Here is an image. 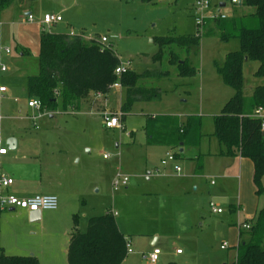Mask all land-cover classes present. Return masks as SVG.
<instances>
[{"label": "rangeland", "instance_id": "1", "mask_svg": "<svg viewBox=\"0 0 264 264\" xmlns=\"http://www.w3.org/2000/svg\"><path fill=\"white\" fill-rule=\"evenodd\" d=\"M195 2L13 0L11 6L0 13V65L10 68L0 74V84L8 83L11 88L15 87L7 97H0V115L5 117L1 122L0 135L7 142L18 131L25 142L24 149H10L11 157L24 151L20 159L0 161V175H13L16 184L11 187L20 186L25 191L35 188L27 182L28 176L35 181L42 177L48 191L57 190L60 198L58 209L46 210L52 215L51 221L49 219L43 224L31 221L30 212L26 209H1L0 204V253L44 256L47 259L48 254L54 260L50 264H68L67 250L76 217L80 230L85 232L91 217L113 210L117 212L115 218L119 229L133 248L122 264H152L143 258L142 253L151 251L155 246L153 242L158 238L156 245L161 248L162 254L155 264H229L235 260L236 226L232 227L228 208L224 207L223 214L206 208L208 220L211 219L212 223L224 222L218 231L212 226L207 230V226L201 228L193 224L194 234L200 230L198 233L202 239H198L200 241L195 247L187 239L175 237V231L168 229L166 209L161 206L163 212H156L160 205L151 196L143 194L145 189L149 190L155 184L148 173H154L157 167L163 173L165 168L177 164L169 162L166 166L162 165L166 157L165 147L138 145V142L145 141L146 118L149 115H171L177 123L185 125L190 120L191 125L184 135L183 155L192 156L194 142L198 139L195 134L202 132L204 138H211L208 133L214 131L213 115L219 113L222 103L233 95V90L223 83L218 74L216 63L223 64L229 51L240 49V40L232 38L223 42L219 37L207 34L205 31L210 32L211 28L207 29L208 23L204 27L196 23ZM230 4L228 2L221 12H231ZM28 12L33 14L36 22L28 20ZM45 13H58L63 17V21L47 28V32L67 33L73 30L83 32L88 38L107 36L118 56L123 61H132L131 71L155 72L148 79L152 88L160 89L161 98L136 102L125 114L121 108L126 101V89L112 88L108 93L109 104H95L93 113L55 111L53 117L46 115L40 118L38 128L33 126L31 119L30 122H21L13 118L20 102L28 103L31 99L25 91V82L27 76L39 67V35L43 32L39 21ZM193 34H201V43L189 53L176 45L161 46L162 37ZM24 46L27 50L25 54ZM7 47L11 50L10 54L3 51ZM172 52L181 61L188 59L190 65L197 68V74L180 76L178 66L171 62ZM258 63L247 61L244 64L245 95L251 94L257 81H264L254 75ZM160 72L167 74L159 76ZM104 112L122 113L123 127L106 128ZM34 114L33 110L30 116ZM193 119L197 120L194 122ZM182 147L170 146L168 149L182 155ZM37 149L40 150L39 155L34 152ZM147 150H151L148 160L144 159ZM105 154L109 157L105 158ZM26 163L29 166H21ZM138 163H143L139 169ZM119 168L130 175V184L128 189L114 191L112 181ZM204 183L210 185L207 180ZM1 193L4 194L3 189ZM172 228L179 230L178 226ZM141 233L151 234L139 235ZM175 243L183 254L172 251ZM224 243L227 247L221 249Z\"/></svg>", "mask_w": 264, "mask_h": 264}, {"label": "trees", "instance_id": "2", "mask_svg": "<svg viewBox=\"0 0 264 264\" xmlns=\"http://www.w3.org/2000/svg\"><path fill=\"white\" fill-rule=\"evenodd\" d=\"M12 3L13 0H0V13ZM235 7V11L242 8L250 11L225 19H210L207 24V29L211 27L210 32L205 31L223 42L232 38L240 40V49L229 51L223 64L216 63L218 74L234 94L214 118V136L224 148L221 155L239 154L253 161V179L260 196L264 194V130L262 119L254 114L258 108L264 109V83L257 85L251 96H246L243 68L246 59L258 61L255 75L264 79V0H241ZM201 38V34L165 36L161 39V46L176 45L189 53L200 46ZM171 62L178 66L182 77H192L198 72L188 59L181 61L173 52ZM119 63L120 58L112 46L102 48L97 41L86 40L81 35L43 31L38 71L27 77L28 97L39 98L50 112L79 111L86 103L106 100L111 86L120 82L126 89V101L121 108L125 114L138 101L161 98L159 88H147L141 84V80L152 77L155 72L140 74L130 71L118 77L115 68ZM165 74L160 72L159 76ZM190 125V120L185 125L177 123L172 116H148L146 141L148 144L180 146ZM175 154L179 156L178 152ZM250 222L251 229L241 232V239L235 246L237 258L232 264H264V207ZM127 246L128 240L111 211L91 217L85 232L80 230L76 217L67 261L68 264H122L128 257ZM0 264H40V260L34 255L13 256L1 252Z\"/></svg>", "mask_w": 264, "mask_h": 264}, {"label": "crops", "instance_id": "3", "mask_svg": "<svg viewBox=\"0 0 264 264\" xmlns=\"http://www.w3.org/2000/svg\"><path fill=\"white\" fill-rule=\"evenodd\" d=\"M26 1H29V0H26ZM230 5H231V12L227 13L228 16H232L233 14L241 15V14H244L250 11L248 8L237 9V11H235V8H236L235 4H230ZM226 7H227L226 4L224 6L221 5V9L222 8L225 9ZM28 14L30 13L28 12ZM34 22H36V19ZM39 23H41V20L39 21ZM69 33L70 31L67 32V34ZM76 33L80 34L82 32H76ZM23 48H24L23 54H25L27 50L25 49V46ZM5 49H3V51H5ZM116 54L118 55V53ZM1 56L2 54L0 51V58ZM247 61L249 60L246 59L245 63ZM258 66H259V63L255 67L254 75L258 69ZM9 69L10 68L8 67V71ZM138 73L141 74V72H138ZM244 78L246 82V77ZM149 82H151V80H149L148 78L141 80V84L143 86L147 88H152ZM263 83L264 81L263 82L257 81L256 85H253L251 94L246 95V96H251L255 87ZM0 85H4L8 87L7 92H0V97L2 98L7 97V95L11 93L12 88L13 89L15 88L14 85L11 88V85L8 83H1ZM26 85H27V79L25 82V87ZM16 87H17V83H16ZM244 90H245V85H244ZM25 91L27 93V89ZM232 92L234 94V90ZM27 96H28V93H27ZM229 99H227L224 103H222L220 112L213 115V119L215 118L216 115H219L221 113L224 104ZM105 102L109 104L108 97L106 98V100H98L97 103H95L94 101H92V103L90 104L86 103L82 105L79 112L80 114L93 113L92 107H95V104L101 103L102 105L104 103L105 105L106 104ZM138 102H143V101H138ZM20 103L21 104L18 106L17 111L15 113L16 115L14 114L13 118H15L16 120H20L21 122L22 121L30 122L29 117L32 114L33 109L28 106L27 102H23V103L20 102ZM51 116L53 117V114H51ZM149 116L155 117L156 115H149ZM195 120L197 119H193L194 122ZM1 122H0V129L2 128ZM213 124H214V120H213ZM145 125H146V120H145ZM19 128L20 126H18V129ZM213 128L215 130V126ZM16 132H17V135H11V137H9V139L16 140V144H15L16 148L11 149L12 151H15V150L17 151L20 149V147L24 149L25 147L24 138H22V135L19 134L18 131ZM208 134L211 135L210 136L211 138L209 139L204 138L205 134H202V132L195 134V136H198V139L194 142L195 152L193 153L192 156L183 155L185 154V147H184L185 141H183L180 144V146H183L180 149V152L182 155H179L178 156L179 160L175 161L177 164L173 165L172 167L165 168L163 173L159 170L157 166H156L157 168L154 173L153 172L148 173L150 175V178H154L155 184L151 186L149 190L145 189L143 194L151 196L152 199H155L156 200L155 202L158 203V205H160V207L158 208L156 212L158 213L163 212L162 207L166 209L167 220L169 221L167 225L170 227L168 229L171 231H175V237L185 238L189 242L194 244L195 247H196L197 242H199L202 239L200 237L201 234L198 233L200 230L197 232L198 234L197 233L194 234V230L191 228L192 226H194L193 224L195 225L197 224L201 228H203L204 226H207V230L208 228H211L212 226V228L215 231L216 230L218 231L221 228L220 225L223 224L224 222L223 220H221V223L220 222L212 223L211 219L208 220L206 216L207 214L206 208L211 209L210 202L214 201L215 203H217L216 205L219 208H222L223 211L220 212L221 214L225 213L224 207L228 208L229 219L231 218V220L233 221L232 227L236 226V229H234V232L237 234V239H236V246H237V244L239 243L241 239L240 236L242 232L240 230V224L243 222H250V220H253L256 218L257 213L264 207V194L259 196L256 193L257 189H256V185L253 179L254 178L253 161L250 158L243 157L239 154L235 156L221 155L220 152L224 148L222 147L217 137L214 136V131ZM202 135H203V138H202ZM138 145H142V146L144 145L147 148L151 146L165 147L167 149L166 153L170 151L168 149L170 148L169 145L148 144L146 141V132H145V141L138 142ZM150 151L151 150H147V152L145 153L144 159L148 160V153ZM23 152L24 151H22V153ZM34 152L37 155H39L40 150L37 149ZM22 153L16 154L11 157L10 151H9V153L7 155H4L0 159V161L9 160V159H18V158L20 159L21 158L20 155ZM140 164H143V163H138V169L140 168L139 167ZM178 164L180 165V167L182 166V170L179 172L175 170V166ZM21 166L27 167L29 165H27L26 163V164H21ZM157 169L159 170V173H157ZM154 174L157 176L159 175V177L157 176L154 177L155 176ZM9 176H11L14 179L13 175L10 174ZM213 178H216L217 180L215 181ZM27 179H28L27 182H30L35 187L33 189L30 186L32 189L31 191H25V188H21L20 186H14V187L9 186L3 189L4 193L5 194H8V193L15 194L21 197H28V196H32L35 194H56L57 195L56 193L57 190L50 189L48 191V188L45 186L46 183H44L45 181H43L42 177H41V180H36V181L31 176H28ZM204 180H207L210 183V185L209 184L205 185ZM15 184H16V181L14 182L13 185ZM263 184H264V179H263ZM128 188L129 186L127 187V189ZM40 190L41 192H39ZM0 191H1V186H0ZM44 191H47L48 193H44ZM164 199L166 200L165 205H164ZM158 200H161L160 201L161 204L160 202H158ZM183 208L184 210H182ZM185 211H189V213L186 214ZM212 212L218 213V212H214L213 210ZM29 215H30L31 221L33 222L40 221L41 224H43L45 221L49 219H50L49 221H51V216H52L47 211L46 212L45 211L36 212V213L30 212ZM174 226L175 227L178 226L179 230L173 229L172 227ZM237 226H238L239 231L237 229ZM148 234H151V233H147V234L141 233L139 235H148ZM155 234H158V233H155ZM157 241L155 240L153 242V245H155L154 248L158 247L156 245ZM176 244L177 243L172 245V251L173 252L176 251L177 253V250L180 248H178ZM151 251L143 252L142 255L144 253H149ZM183 253L184 252L182 251L181 253H177V254L181 255ZM47 256H48V259L45 258L44 256L41 258L38 256V259L40 260V264H45L44 262H47V264H50L51 261H54L53 259L50 258L48 254ZM44 258H45V261H44ZM236 258H237V252H236L235 260ZM235 260L229 264L234 263Z\"/></svg>", "mask_w": 264, "mask_h": 264}, {"label": "built area", "instance_id": "4", "mask_svg": "<svg viewBox=\"0 0 264 264\" xmlns=\"http://www.w3.org/2000/svg\"><path fill=\"white\" fill-rule=\"evenodd\" d=\"M159 2H172L174 0H157ZM225 2L227 5L228 2L231 4H238L241 2V0H196L195 2V9L197 11V15H195L196 23L199 26H203L207 23L208 20L214 19V18H222L225 19L228 17V15L224 12H221V3ZM28 20L30 22L35 21V17L33 14H29ZM63 21V17L60 14L56 13H45L43 15V18L41 19V27L43 31H46L47 28H50L51 26L58 24L59 22ZM71 36L81 35L86 40H95L97 41L102 48L105 47H111L110 40L107 36H102L98 38H88L83 33L77 34L73 30L69 33ZM5 52L7 54L11 53L10 48H6ZM133 63L131 60L123 61L120 58V63L115 68V74L118 77L123 76L124 74L131 71ZM8 71V66L5 64L0 65V74L3 72ZM112 88H122V85L120 82H116L111 86ZM8 87L4 85H0V92H7ZM28 106L34 110V115L30 116L29 119L33 121V126L39 127L38 120L46 115H51L53 112L48 111L43 105V102L39 98H31L28 101ZM122 113L119 114H112L110 112H104L103 115V121L104 126L106 128L110 129H116V128H122V120L121 116ZM255 117L262 119V128L264 130V109L258 108L255 111L254 114ZM4 119V116L0 115V122ZM10 151V147L7 144V142L3 139V137L0 135V159L7 155ZM105 158H108L109 155L105 154ZM177 160V156L175 153H172L171 151H168L166 153V157L162 160V165H167L169 162H175ZM176 171H181V167L179 165L175 166ZM157 173H159V170L157 169ZM15 180L6 174L0 175V186L1 190L5 189L11 185H13ZM130 184V175L126 174L121 171V169H118V172L116 176L114 177L112 181V187L114 191H118L121 188H127ZM2 194V193H1ZM59 197L56 194H35L28 197H21L17 196L15 194H2L0 195V204L1 209H26L27 211L31 213L36 212H42L46 210H56L59 207ZM210 207L214 212H222V208H218L215 202H210ZM114 215H117V212L111 211ZM252 227V222H243L240 224V230H250ZM128 253L133 252L132 243L128 241ZM227 247V244L224 243L221 248L225 249ZM182 250L178 249L177 253H181ZM162 254V250L159 247H155L151 252L144 253L142 256L145 260L149 261L152 264H155L160 259V256Z\"/></svg>", "mask_w": 264, "mask_h": 264}, {"label": "water", "instance_id": "5", "mask_svg": "<svg viewBox=\"0 0 264 264\" xmlns=\"http://www.w3.org/2000/svg\"><path fill=\"white\" fill-rule=\"evenodd\" d=\"M221 5L224 6L225 3L223 2ZM7 144L9 145L10 149L16 148V146H15L16 140H14V139H8ZM12 210H15V209L13 208Z\"/></svg>", "mask_w": 264, "mask_h": 264}]
</instances>
